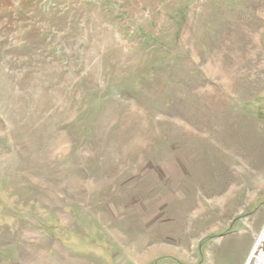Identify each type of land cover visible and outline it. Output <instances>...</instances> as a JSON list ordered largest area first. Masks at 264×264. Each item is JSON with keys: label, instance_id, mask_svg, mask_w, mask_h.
Listing matches in <instances>:
<instances>
[{"label": "rangeland", "instance_id": "obj_1", "mask_svg": "<svg viewBox=\"0 0 264 264\" xmlns=\"http://www.w3.org/2000/svg\"><path fill=\"white\" fill-rule=\"evenodd\" d=\"M247 226L264 264V0H0V264H231Z\"/></svg>", "mask_w": 264, "mask_h": 264}, {"label": "crops", "instance_id": "obj_2", "mask_svg": "<svg viewBox=\"0 0 264 264\" xmlns=\"http://www.w3.org/2000/svg\"><path fill=\"white\" fill-rule=\"evenodd\" d=\"M237 235L235 237H231L229 240H226V237H223V241L222 243H224L225 241V245H223L222 247H220V250H218L216 252V255L220 256L223 255L228 256V257H234V262L231 264H241V263H245L246 259H248V255L251 252L253 243L252 241L255 242L257 236L259 235L260 232H256L255 227H240L237 228ZM263 232V231H262ZM231 233V232H230ZM262 235V233H261ZM260 235V236H261ZM259 236V237H260ZM188 244H191L189 242L185 243L181 240L180 244L181 247L179 249L180 253L187 252L188 253ZM184 246L187 247V249L184 250ZM254 252V250H253ZM253 255V253H252ZM165 260H171V259H165ZM182 260L187 261L188 260V256L182 258ZM199 261L196 260V262L194 264H197ZM185 263V262H183ZM167 264H175L172 261L167 263ZM186 264V263H185Z\"/></svg>", "mask_w": 264, "mask_h": 264}, {"label": "bare ground", "instance_id": "obj_3", "mask_svg": "<svg viewBox=\"0 0 264 264\" xmlns=\"http://www.w3.org/2000/svg\"><path fill=\"white\" fill-rule=\"evenodd\" d=\"M261 240H262V236H260V237L258 238V241H261ZM263 249H264V248H263ZM256 254H257V251L253 253L254 256H255ZM263 254H264V250H263ZM253 255H252V256H253Z\"/></svg>", "mask_w": 264, "mask_h": 264}, {"label": "water", "instance_id": "obj_4", "mask_svg": "<svg viewBox=\"0 0 264 264\" xmlns=\"http://www.w3.org/2000/svg\"><path fill=\"white\" fill-rule=\"evenodd\" d=\"M252 253H253V252H252ZM252 253H251L250 256L248 257V260H247V263H246V264H249V261H250V259H251Z\"/></svg>", "mask_w": 264, "mask_h": 264}]
</instances>
